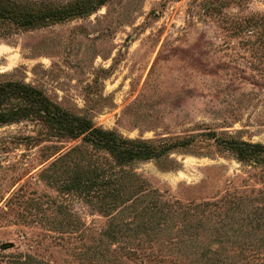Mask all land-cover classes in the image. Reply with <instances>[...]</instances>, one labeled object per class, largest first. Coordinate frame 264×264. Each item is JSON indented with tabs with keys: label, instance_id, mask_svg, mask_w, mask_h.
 <instances>
[{
	"label": "rangeland",
	"instance_id": "obj_1",
	"mask_svg": "<svg viewBox=\"0 0 264 264\" xmlns=\"http://www.w3.org/2000/svg\"><path fill=\"white\" fill-rule=\"evenodd\" d=\"M8 80L97 127L177 144L118 166L42 120L1 126L0 264H264V161L217 143L264 144V0H109L30 28L0 18ZM76 176L92 190L66 189Z\"/></svg>",
	"mask_w": 264,
	"mask_h": 264
},
{
	"label": "trees",
	"instance_id": "obj_2",
	"mask_svg": "<svg viewBox=\"0 0 264 264\" xmlns=\"http://www.w3.org/2000/svg\"><path fill=\"white\" fill-rule=\"evenodd\" d=\"M107 1L81 0L69 6H48L40 10L38 8L42 6L35 1L7 0L0 4V18H6L22 28L45 26L73 16L90 14ZM255 19L252 17L247 25L256 23ZM31 118L44 121L55 129L57 135L73 139L81 137L95 148L106 151L118 166L159 158L177 144H155L146 139L124 137L114 130L95 126L84 116L65 110L42 90L30 84L13 80L0 82V127ZM217 143L233 151L243 162L264 161L262 143L235 139H217ZM126 180V175L115 178L113 190L116 196H121L127 190ZM92 187H84L82 179L77 176L65 184L66 189L76 191L90 192Z\"/></svg>",
	"mask_w": 264,
	"mask_h": 264
}]
</instances>
